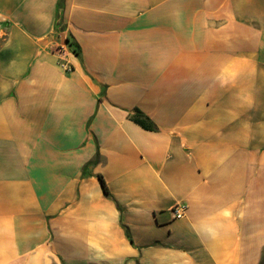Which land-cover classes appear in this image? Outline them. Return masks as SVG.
I'll list each match as a JSON object with an SVG mask.
<instances>
[{"label":"crops","instance_id":"crops-1","mask_svg":"<svg viewBox=\"0 0 264 264\" xmlns=\"http://www.w3.org/2000/svg\"><path fill=\"white\" fill-rule=\"evenodd\" d=\"M263 258L264 0H0V264Z\"/></svg>","mask_w":264,"mask_h":264},{"label":"trees","instance_id":"trees-1","mask_svg":"<svg viewBox=\"0 0 264 264\" xmlns=\"http://www.w3.org/2000/svg\"><path fill=\"white\" fill-rule=\"evenodd\" d=\"M132 120L145 130L153 132H156L158 130V127L155 125V123L141 111H136L132 116ZM101 181L105 194L109 195V190L104 180L102 179Z\"/></svg>","mask_w":264,"mask_h":264},{"label":"built area","instance_id":"built-area-1","mask_svg":"<svg viewBox=\"0 0 264 264\" xmlns=\"http://www.w3.org/2000/svg\"><path fill=\"white\" fill-rule=\"evenodd\" d=\"M68 69L70 70L69 67H67V70ZM186 211H187L186 206L185 205H181V204L175 205L172 208V210H171L174 219H182V218H184L185 215H186Z\"/></svg>","mask_w":264,"mask_h":264},{"label":"rangeland","instance_id":"rangeland-1","mask_svg":"<svg viewBox=\"0 0 264 264\" xmlns=\"http://www.w3.org/2000/svg\"><path fill=\"white\" fill-rule=\"evenodd\" d=\"M261 264H264V258H263V260H262Z\"/></svg>","mask_w":264,"mask_h":264}]
</instances>
